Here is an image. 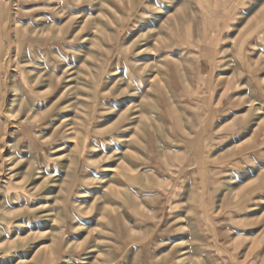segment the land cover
I'll list each match as a JSON object with an SVG mask.
<instances>
[{
	"label": "rangeland",
	"instance_id": "374dc122",
	"mask_svg": "<svg viewBox=\"0 0 264 264\" xmlns=\"http://www.w3.org/2000/svg\"><path fill=\"white\" fill-rule=\"evenodd\" d=\"M0 264H264V0H0Z\"/></svg>",
	"mask_w": 264,
	"mask_h": 264
}]
</instances>
